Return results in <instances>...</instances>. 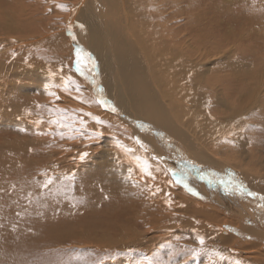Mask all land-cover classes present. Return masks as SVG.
<instances>
[{
	"label": "bare ground",
	"instance_id": "bare-ground-1",
	"mask_svg": "<svg viewBox=\"0 0 264 264\" xmlns=\"http://www.w3.org/2000/svg\"><path fill=\"white\" fill-rule=\"evenodd\" d=\"M202 1L0 0L12 259L264 264V46Z\"/></svg>",
	"mask_w": 264,
	"mask_h": 264
},
{
	"label": "rangeland",
	"instance_id": "rangeland-1",
	"mask_svg": "<svg viewBox=\"0 0 264 264\" xmlns=\"http://www.w3.org/2000/svg\"><path fill=\"white\" fill-rule=\"evenodd\" d=\"M228 1H229V3H228ZM205 2H207L206 3L207 9L205 8V11L203 14L204 15L203 19L205 22H207L209 19H211V21H210L211 23H209V22H207V23H209V25L211 24V26L217 25V27H215V28L210 27L209 29L214 30V32H212L211 30L208 29V30L204 31V34H207V33H211L210 35H212L213 33L214 34L215 33L222 34V32H224V26L230 25L232 35H235L238 32H240V30L245 29V31L247 33L246 34L247 38L244 41L246 43H250V44L254 45L256 48H262L264 46V44H262V42H261L262 35L264 34V2L259 3L258 0H250V2L247 3L248 5H246V0H235V1L233 0V2H232V0H226V1L225 0H203L201 2V5L204 6ZM220 3H223L224 7H217L218 5L222 6V4H220ZM224 3H227L228 5L226 6V4H224ZM253 4H258L261 7V12H258V14H256L253 11H250L249 7H251V5H253ZM216 7H217V9H216ZM60 13L58 14V16L60 18L64 17L63 14H65V13H63V12H60ZM206 18H208V19H206ZM220 18H222V19H220ZM216 19L218 22H216ZM62 23H64V22H62ZM220 24L222 27L220 26ZM239 26H241V27H239ZM253 30H257V32H255V33H258V34L253 35ZM258 36H259V40H257ZM62 90H64L66 92L67 88L64 87V88H62ZM6 152L7 151L5 149H0V159L6 158L9 156V154H7ZM2 170L3 169H2V166L0 164V172ZM244 187L246 189V185ZM245 193H246V191H245ZM240 202H243V204H242L243 207L246 206L245 200L240 201ZM0 205L2 206V204H0ZM3 222H5L4 219H3ZM3 232H4V230L0 229V234H1L0 235V264H22L20 258L18 261L12 259L15 257V251H14L13 247H11L12 244L10 243L11 240L19 239V237H17L16 233H8L7 231H6L7 232L6 235L4 236ZM10 232H12L11 229H10ZM35 236L37 237V235H30L27 238L28 241H26V243H25L26 244L25 248L28 251L22 255V257L24 259L29 257L31 251L35 250L34 252L36 254L41 255V253L43 251L42 248H45V247L48 248L47 246H44L48 237H46L42 234H40V237H37V238ZM42 238H44V240ZM37 239H39V240H37ZM35 240H37L39 243L38 242L36 243ZM6 247L10 248L9 250H11V249L12 250L7 251ZM36 247H38L39 249L37 250ZM50 251H51V248H49V250H46L45 255L51 254ZM60 252L58 251V249H56V253H53L51 255H47L46 258H44V257L41 258L40 256L39 257L38 256H32L29 259V261H30V263L33 262L31 264H91V259H89L88 261L85 262V260L80 261L79 258L68 257V253H70L71 251L68 252V250L64 251L63 249H61ZM73 253H75V251H73ZM29 261H28V264H30Z\"/></svg>",
	"mask_w": 264,
	"mask_h": 264
}]
</instances>
